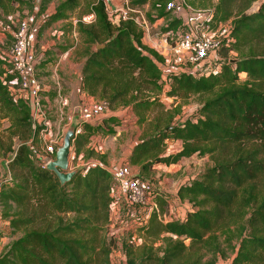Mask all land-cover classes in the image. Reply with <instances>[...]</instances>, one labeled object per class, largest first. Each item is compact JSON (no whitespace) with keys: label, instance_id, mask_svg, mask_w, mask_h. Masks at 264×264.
Here are the masks:
<instances>
[{"label":"trees","instance_id":"16d2710c","mask_svg":"<svg viewBox=\"0 0 264 264\" xmlns=\"http://www.w3.org/2000/svg\"><path fill=\"white\" fill-rule=\"evenodd\" d=\"M51 1L40 0L39 11ZM146 1L130 0L135 6ZM155 1L166 4L168 0ZM196 1L211 3L191 0V5ZM239 1L247 7L254 0H217L212 6L215 20L232 19L234 41L221 52L220 71L199 78L165 74L160 55L142 44L143 31L130 19L113 23L103 0L92 6L93 23L78 22L84 44L82 87L89 96L105 100L109 108L128 104L143 122L144 112L163 105L141 95L143 90L167 88L169 95L182 98L211 95L194 118L179 124L163 122L159 112L149 123V134L130 151L128 165L138 168L137 176L149 180L158 163L174 164L196 155L207 156L211 165L178 187L177 197L191 206L183 220H161L167 201L155 189L158 210L141 229L146 240L140 245H123L127 264H216L218 256L226 257L222 242L234 250L233 237L237 249L229 264H264V0L258 10L257 6L250 13L234 16ZM78 2L60 0L47 23L66 19ZM14 4H24V0H0L1 13L15 11ZM165 4L164 12L170 15ZM177 23L170 16L161 25L165 30ZM103 43L95 50V45ZM230 51L239 55L233 63L228 58ZM3 61L0 57V67ZM240 74L246 77L242 83ZM8 78L11 75L0 76V104L13 114L19 144L8 162L10 179L0 186V214L12 234H20L3 248L0 264H110L115 240L103 235L112 201L109 171L100 165L86 172L78 167L61 185L55 173L41 167L30 147L37 134L30 107L10 94ZM105 121L116 122L111 117ZM81 127L72 141L75 157L94 132L89 123ZM168 139L179 140L182 146L165 156Z\"/></svg>","mask_w":264,"mask_h":264},{"label":"built area","instance_id":"2783aa9c","mask_svg":"<svg viewBox=\"0 0 264 264\" xmlns=\"http://www.w3.org/2000/svg\"><path fill=\"white\" fill-rule=\"evenodd\" d=\"M107 9L110 13L117 14L116 23L120 19H130L143 31V35H149L150 29L151 31L153 29V24L148 23L140 8L129 5L128 0L108 1L106 12ZM165 10L169 12L172 20H178V23L176 27L159 33V38L156 34L160 42L159 46L163 48L160 56L164 57L161 65L164 73L168 75L183 73L196 78L218 73L223 62L221 52L230 47L234 41L231 34L232 19L217 21L213 17V7H197L191 5L188 0H168ZM107 15L109 18L108 13ZM94 20L95 14L92 12L75 22L91 24ZM156 21H159L158 26L162 24L163 18ZM30 28L31 22L27 18H22L13 25L11 45L4 55L11 78L5 83L14 98L23 99L30 107L33 127L35 124L40 127L38 133L43 138L45 147L43 154L38 157V164L45 168L54 159L58 146L55 141L56 135L55 137L51 135L50 123L46 119L50 107H45L42 103L43 89L34 74L38 59L30 49L28 41ZM58 99L59 117L74 127V135L81 132L82 124L97 121L107 110L105 101L88 103L77 99L72 103L63 96H59ZM75 158L73 149H70V161ZM95 165L90 163L82 167L86 172L90 166ZM72 168L70 164V170ZM109 173L113 185L118 188L122 196V204L126 207L124 215L128 216L131 222L145 224L150 215L158 210L157 193L152 180L137 176L128 163L120 165ZM160 218L164 221V215ZM124 223L126 225V222ZM112 237L115 238L116 235L112 234Z\"/></svg>","mask_w":264,"mask_h":264},{"label":"rangeland","instance_id":"374dc122","mask_svg":"<svg viewBox=\"0 0 264 264\" xmlns=\"http://www.w3.org/2000/svg\"><path fill=\"white\" fill-rule=\"evenodd\" d=\"M59 1L60 0H52L51 2L47 3L45 5V9L42 10L41 12L39 11L40 0H24V4H14L15 11L8 13V14H5L3 12L1 13L0 11V25L2 23L7 24L8 26L11 27L10 29L12 30L13 25L18 20L22 18L30 19L31 14L35 12L36 20L41 21L40 28L42 29L44 28L43 30L41 29L42 30L40 33L41 38L43 36H46L45 32L48 31L50 27H52L53 30L54 29L61 30L63 34L60 36L61 44L59 45L61 47L65 46L67 48H70L72 52L71 55H74V59L76 61H79L81 58H84L82 55V50H84V44L82 42L78 28L76 29L77 34L75 36H71V33L73 32V29H72L73 25L71 24L72 23L71 21H80L82 17L87 16L88 14L92 13L93 12L92 6L96 0H79L78 6L73 11L68 13L67 18L64 19L65 21L56 20V21L47 23L49 16L54 12L55 7ZM103 1L106 4V6H108V1L112 2V0H103ZM260 1L262 0H254L247 7H244V3L239 1L238 3L235 4V8L233 11L234 16H237L241 12L250 13L252 10L256 9ZM188 2L190 3L191 0H188ZM216 3H217V0H211V3L209 5L200 4L198 3V1H196V2H193V5L197 7H212ZM128 4L131 6H135L131 4L130 0H128ZM164 4H159L155 0H147L145 4L140 5L138 7L140 8V11L144 15V17L147 19L148 23L153 24L154 21L159 20L161 18H163V22L165 21L167 22V20L169 19L170 15H167L164 12ZM43 11H46V12H44L43 14ZM107 13L109 14L110 20L116 23L115 17L117 16V14L110 13L108 9H107ZM160 25H158V27L155 30L152 29L154 31H151L150 29L149 35L152 36L153 34H158L157 38H159V33H162L163 31L162 25L161 26ZM2 28H3V25H2ZM2 30L3 29H1L0 27V32H2ZM29 32L30 30L28 31V35H29ZM10 45H11L10 36H9V40L6 42L7 48H5V41L2 40V43H0V57H4V55L8 52ZM56 45L59 46L58 43H56ZM238 56H239L238 53L231 52L228 55V58L230 60L231 59L234 60ZM3 62L4 64L0 67V76L3 73L6 76L10 77L9 66L5 62V59ZM239 78H240L239 82L242 83L245 81L246 77L244 74H240ZM166 89L159 87V89L143 90L141 92V95L142 94L146 95L150 99L154 98L158 100L159 103L160 101L164 103L163 105L161 104L162 107L155 105L152 107L150 111L144 112L145 121L143 122H139L137 115L133 112L134 116L132 115L131 118H134V123H136V125H139L141 127L142 136L144 135V133L146 135L149 134V130H150L149 123L155 121L154 118L157 115H159V112L161 113L159 117L163 118V122L169 123L171 125L179 124L186 119H189L191 117L194 118L196 116V112L199 109L200 105L207 98L211 96L210 94H191L187 96L186 98L174 97V96L169 95L168 93L169 90L168 89L166 90ZM50 92H47V96L49 98L50 104L44 101L43 99L44 96H42V94H41V98H42V103L44 104L45 107L46 106L48 107V105L51 106L50 110L47 111L46 119H48V122L50 123L51 135L54 137L56 135L55 141H56V145L59 147L62 144L63 136L66 130L71 125H68V123H66L65 120L59 119L58 101H56L57 97L55 99L54 97L55 95L53 96ZM94 99L95 100L93 102L105 101L103 99H96V98ZM115 106L116 108L118 107L122 113L125 112L126 114L128 113L127 111L129 110V108H131L128 104H123V103L116 104ZM107 109H112V108H109L107 105ZM111 119H113V121H118L114 118H111ZM120 121H118L117 125L121 124ZM36 125L37 124H35V127H33V123H32V128L34 130H37V134H36L34 143L30 145V147L33 149V152H34L33 158L36 159L37 162H39L38 157L41 156L44 152L45 142L38 133V130L40 129V127L38 128V126ZM14 133H15V127L13 125V114L11 111L5 109L0 104V186L5 181H8L11 175V171L8 167V162H9L10 157L14 155L12 151H14V149H16L19 144L17 134H14ZM135 136L136 135L134 132L131 134V137H130V134L128 133L126 136L127 141L129 139L133 140ZM126 138L124 135H122V137L118 139L115 143L124 144L125 143L124 141L126 140ZM8 147L10 148L11 152L8 151ZM209 165H211V163L209 162V159L207 156L200 157V156L193 155L191 158L187 159V162L183 163V165L180 167L177 173L173 174V173L166 172V176L170 178L172 177V175L178 176L179 184H184V182L186 183L190 178L195 176L197 173H199L200 171H202L205 167ZM72 167H74V164L72 165L71 163V168ZM77 168L78 167L73 168L71 170H74ZM172 169H176V168H172ZM152 177H154V175H152ZM157 181H158V178L156 177L155 179H152V182L156 189H157L156 187ZM166 197H168V199L166 198L167 199L166 201H168V204L165 208V211H166L165 214L167 215V218H168V215L171 213L170 212L171 210L172 212H176L179 207L180 208L182 207V210H185L186 206H184L183 204H186L187 208L191 207L190 204L185 199H180L178 197L176 199L173 191L170 193V195ZM125 211H126V207L123 204H121V209H119V207L116 206V204L112 205L110 207L109 220L107 224H105L104 226L103 235L106 239L112 238V234L116 235V237L114 238L115 246L113 247V249L111 250L108 256L110 264H127V258L123 250L124 243H132L135 245H140L146 240L144 239L143 231L141 230L142 227L146 225V223L144 224L143 222L142 223L131 222V220L128 219L129 217L124 215ZM119 215H121V217ZM124 222H126V225ZM140 224L142 226H140ZM233 227L234 226H231L230 229L232 230ZM19 234H20L19 231L16 232L15 234H12L13 235L12 238L19 236ZM223 238H224V235L220 237V240L222 241ZM234 238L235 237H233L232 242H231L232 246L234 247L233 251L231 250V247L228 246L225 242L221 243V248L225 251L226 257L218 256L216 259V264H229L231 257H233L237 249V240ZM159 244L160 242H157L154 244V246L157 247Z\"/></svg>","mask_w":264,"mask_h":264},{"label":"crops","instance_id":"0c3cea01","mask_svg":"<svg viewBox=\"0 0 264 264\" xmlns=\"http://www.w3.org/2000/svg\"><path fill=\"white\" fill-rule=\"evenodd\" d=\"M44 12L46 11H43V14ZM29 20L31 22V28L28 41L31 51L38 59L34 74L42 86L43 91L41 94L44 96V101L50 104L47 92L51 91L50 93L53 96L55 95V99L57 97L56 101H58L59 96H63L68 98V100L72 103H74L77 99H81L88 103L93 102L95 99L86 93L81 84V69L84 63V58L76 61L74 59V55H71L72 52L70 48L65 46L61 47L59 45L61 44L60 36L63 34L61 30H53L52 27H50V32L49 30L46 31V36L41 38L40 33L44 28H40L41 21L36 20L35 12L31 14ZM62 20L65 21L64 19ZM71 22L73 25V32L71 33V36H75L77 34L76 29L78 28V22L77 24L75 21ZM157 24H159V21H155V23H153L154 30L158 27ZM0 27L3 29L2 32H0V43H2V40H4L5 48H7L6 42L9 40V36L12 31L10 29L11 27L3 23L0 25ZM156 36V34H153L152 36L143 35L141 41L146 48L153 50L158 55H160L163 48L162 46H159L160 42ZM56 43H58L59 46H57ZM1 58L4 59V57ZM159 58L164 59V57ZM48 107L51 106L48 105ZM127 112V114L125 112L122 113L118 107H113L112 109H107L97 121L89 123V125L92 126V130L94 132L89 137L87 145L79 150L76 158L73 161H70V164H74L73 168L94 163L106 168L108 171H112L120 165L127 163L132 147L144 136H146L145 133L142 136L141 127L134 123V118H131L132 115L134 116L131 108H129ZM110 117L118 121L121 120V124H115L117 121L115 123L106 122L105 120ZM59 119L61 118L59 117ZM133 132L136 136L133 140L129 139L127 141V134L129 133L131 137ZM122 135H124L126 138L124 141L125 143H115L122 137ZM181 146L182 142L179 140H166L164 155L167 156L177 152L180 150ZM71 149L74 151L73 143ZM189 158H182L174 164L166 165L163 163H158L154 165L155 172L152 179H155V177L158 178L156 187L160 193V196L164 197L165 200L168 199L166 196L170 195L172 191L174 192V196L177 199L176 191L181 185L179 184L178 176L172 175L170 178L166 176V172L173 174L177 173L183 163L187 162V159ZM137 169V167H132V170L135 173L137 172ZM110 196L112 198L111 206L116 204V206L121 209L122 196L118 188L114 185L112 186ZM183 205L186 206L185 210H182V207H179L176 212H172L171 210V215L169 214L168 218L167 215L164 214V221L166 222L172 219L183 220L186 212L191 209V207L187 208L186 204ZM119 216L121 217V215ZM12 237L13 235L11 233L9 222L5 219H2L0 214V253L3 248L13 239Z\"/></svg>","mask_w":264,"mask_h":264},{"label":"water","instance_id":"95a60500","mask_svg":"<svg viewBox=\"0 0 264 264\" xmlns=\"http://www.w3.org/2000/svg\"><path fill=\"white\" fill-rule=\"evenodd\" d=\"M110 7L113 9L111 5ZM258 9L259 6L257 7V10ZM104 44L105 43L95 45V50L103 47ZM233 62H235V60L231 59L230 63ZM74 137V127L70 126L63 136L61 146L57 147L56 149L54 159L46 166L48 170L55 173L61 185H64L77 173V169L70 170V149Z\"/></svg>","mask_w":264,"mask_h":264},{"label":"clouds","instance_id":"9594fccd","mask_svg":"<svg viewBox=\"0 0 264 264\" xmlns=\"http://www.w3.org/2000/svg\"><path fill=\"white\" fill-rule=\"evenodd\" d=\"M73 141V140H72ZM71 147H72V145H71Z\"/></svg>","mask_w":264,"mask_h":264}]
</instances>
